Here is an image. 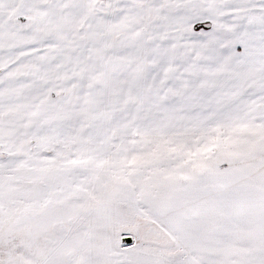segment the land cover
Segmentation results:
<instances>
[{
	"label": "snow or ice",
	"instance_id": "snow-or-ice-1",
	"mask_svg": "<svg viewBox=\"0 0 264 264\" xmlns=\"http://www.w3.org/2000/svg\"><path fill=\"white\" fill-rule=\"evenodd\" d=\"M0 264H264V0H0Z\"/></svg>",
	"mask_w": 264,
	"mask_h": 264
}]
</instances>
